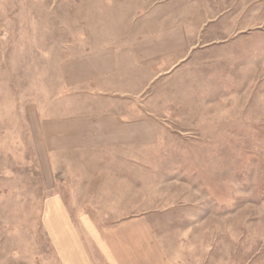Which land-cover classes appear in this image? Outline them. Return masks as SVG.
<instances>
[{
	"label": "rangeland",
	"instance_id": "obj_1",
	"mask_svg": "<svg viewBox=\"0 0 264 264\" xmlns=\"http://www.w3.org/2000/svg\"><path fill=\"white\" fill-rule=\"evenodd\" d=\"M201 1L171 0L159 5L163 12L161 0H0V264H58L43 225L46 199L73 186L83 167L88 176L127 170L99 158L104 152L65 150L44 135L121 93L127 101L113 106L136 107L159 134L141 167L148 205L167 206L147 212L155 233L175 240L193 264H221L226 243L228 264H264V0ZM165 15L166 24L191 29L212 16L213 26L241 32L177 52L181 63L162 75L147 62L167 59L147 48ZM93 54L117 62L118 74L104 84L115 95H97L100 82L67 74V63ZM75 154L82 164L67 163ZM161 185L169 195H157Z\"/></svg>",
	"mask_w": 264,
	"mask_h": 264
},
{
	"label": "crops",
	"instance_id": "obj_2",
	"mask_svg": "<svg viewBox=\"0 0 264 264\" xmlns=\"http://www.w3.org/2000/svg\"><path fill=\"white\" fill-rule=\"evenodd\" d=\"M161 1L156 7L168 12L167 7L160 8L159 5L171 0ZM201 7L203 6L200 5ZM165 18L166 27L163 32L156 34L155 46L150 45L147 48L155 50L157 57L167 59V62H147L161 66L159 71L162 75L171 72L181 63L177 52H191L199 45L225 43L231 35L241 32L231 30L226 25L213 26L212 16H208L206 20L201 16L200 22L196 23L199 29H191L186 21L179 27L173 23L166 24L168 15ZM151 43L148 40V44ZM115 66L117 62H113L108 54L104 58L93 54L67 63L66 72L76 83L93 85L96 81L100 82V86L94 89L99 90L97 95H115L117 91L112 90V83L108 87L104 85L105 79L109 82L110 78L118 74ZM82 91L90 93L88 90ZM92 93L95 94L96 91ZM119 95V98L104 96L101 102L107 105L99 110L92 109L90 113L63 117L57 123L51 124L50 130L49 126L44 129L45 137L54 136L55 146L75 152L96 149L107 156L99 158L110 159L127 169L120 172L116 167V171L106 169L96 176H88L90 171L83 167L82 171L74 173L76 182L73 186H66L68 189L65 191L46 199L43 225L49 251L58 264H193V255L189 252L184 255L175 240L172 243L166 235L156 234L149 216L147 217L148 211L167 207H160L161 201L154 208L148 205V179L142 174L145 173V168L141 169L144 167L142 164L151 161L143 152L158 145L159 134L152 119L139 117L136 107H114V103L124 104L127 101L124 93ZM81 159L82 156L75 154L67 159V163L82 164ZM175 176L171 177L172 181L168 185L175 183L177 175ZM168 191L162 185L155 190L158 196H164L165 193L169 195ZM236 207L235 217H242L239 215L243 212L242 207L240 210ZM73 211L78 212L77 222L86 235L80 233L72 215ZM104 212L107 214H102ZM247 238L249 241L253 240L252 236ZM241 239L236 238L239 242ZM236 247L241 248L238 244ZM207 248L211 250L212 247L209 245ZM220 249V258L223 260L221 264H228L227 243Z\"/></svg>",
	"mask_w": 264,
	"mask_h": 264
}]
</instances>
